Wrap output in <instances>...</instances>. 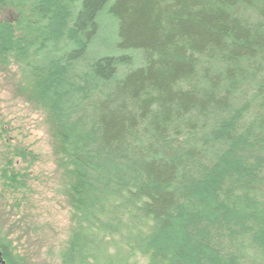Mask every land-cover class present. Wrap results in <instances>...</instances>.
<instances>
[{
	"label": "trees",
	"instance_id": "trees-1",
	"mask_svg": "<svg viewBox=\"0 0 264 264\" xmlns=\"http://www.w3.org/2000/svg\"><path fill=\"white\" fill-rule=\"evenodd\" d=\"M10 12L0 71L31 77L73 177L58 264H264V0H0ZM106 18L117 52L95 55ZM0 264H25L2 239Z\"/></svg>",
	"mask_w": 264,
	"mask_h": 264
},
{
	"label": "rangeland",
	"instance_id": "rangeland-1",
	"mask_svg": "<svg viewBox=\"0 0 264 264\" xmlns=\"http://www.w3.org/2000/svg\"><path fill=\"white\" fill-rule=\"evenodd\" d=\"M4 13L0 18L17 15ZM103 26L93 46L95 55L117 52L115 24L106 18ZM140 63L137 55L135 65ZM30 80L19 66L0 71V239L25 264H58L75 226L73 177L62 158L57 125L32 98ZM4 172L17 180L7 181Z\"/></svg>",
	"mask_w": 264,
	"mask_h": 264
}]
</instances>
